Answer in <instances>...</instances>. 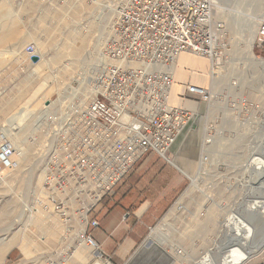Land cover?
<instances>
[{
	"label": "rangeland",
	"instance_id": "rangeland-1",
	"mask_svg": "<svg viewBox=\"0 0 264 264\" xmlns=\"http://www.w3.org/2000/svg\"><path fill=\"white\" fill-rule=\"evenodd\" d=\"M124 2L0 0V264H32L31 245L40 252L51 247V234L61 230L57 212L65 227V241L54 254L58 261L71 255L87 232L97 183L89 175L86 182L74 181L59 191L46 183L44 169L48 176L52 159L65 161V147L75 149L80 141L83 112L95 97L103 67L113 64L110 45ZM212 2L213 20L223 27V49L213 61L194 54L211 60L200 74L209 101L198 112L193 129L199 124V133L185 145L190 148L169 153L189 177L186 189L136 251L124 261L113 259L114 264H129L144 248L139 264H204L208 255L219 264L245 258L256 248L246 243L258 238L264 224V214L252 213L262 211L258 204L264 202V51L254 45L264 0ZM253 5L260 8L250 56L238 52L247 47L241 18ZM185 92L186 84L179 97ZM192 167L196 171L190 177ZM43 208L53 213L31 220ZM151 240L155 245L149 247ZM9 243L24 244L23 252L10 251ZM263 246L264 240L257 248ZM262 251L248 264H255Z\"/></svg>",
	"mask_w": 264,
	"mask_h": 264
},
{
	"label": "built area",
	"instance_id": "built-area-1",
	"mask_svg": "<svg viewBox=\"0 0 264 264\" xmlns=\"http://www.w3.org/2000/svg\"><path fill=\"white\" fill-rule=\"evenodd\" d=\"M212 7V0H125L109 55L145 67H112L99 77L98 94L83 112L80 141L75 149L65 147V161L54 157L48 165L49 186L66 191L71 182H86L91 175L105 194L146 153L170 158L173 144L194 117L191 109L169 103L172 68L183 52L212 60L221 54L223 27L214 22ZM254 45L264 51V17ZM155 64L165 69L154 71ZM209 96L203 86H186V99L208 100ZM90 225L97 227L99 221L94 219ZM85 239L96 244L90 235ZM100 260L114 264L109 258ZM255 264H264V255Z\"/></svg>",
	"mask_w": 264,
	"mask_h": 264
},
{
	"label": "crops",
	"instance_id": "crops-1",
	"mask_svg": "<svg viewBox=\"0 0 264 264\" xmlns=\"http://www.w3.org/2000/svg\"><path fill=\"white\" fill-rule=\"evenodd\" d=\"M210 61L206 60V58H198L192 53L183 52L179 55L172 68L174 82L171 87L169 103L194 111V120L182 130L171 151L173 148L177 149L181 147L185 154L187 147L188 149L190 148L185 145L194 140L199 133V124H197L198 128H193L195 123L199 122L198 112L204 110L205 102L198 103L185 97L180 98L178 94L182 91L185 84L186 86L188 84H196L204 87L206 79L202 80L200 74L203 70L208 71L211 65ZM142 66V63L135 62L133 65L128 66V68H142ZM176 66H179L181 71L175 70ZM162 69H165L162 65H154L152 67L154 71ZM182 156L184 157V155ZM7 158H11L10 155ZM195 171L196 168L192 167L189 171L187 170V173L191 177ZM187 178L189 177L185 174L184 170L171 157L165 158L155 151L146 153L111 191L105 194L102 193V197H96L98 201L95 208L89 214V223L88 215L87 217H83L84 222L81 232L84 234L88 223L85 236L90 235L95 240L98 252L95 250V247H88V249L83 247L85 244H82L84 236L80 235L79 240L81 243L76 246L74 252L68 257H64L61 262L58 261L59 258L54 256V254L56 248L65 241L63 234L65 227L58 220L57 212L54 214V217L59 223L61 230H58L56 227L55 236H53L51 234L53 226L48 229L53 245L40 252L33 245L26 244L27 247L29 245L32 247L30 253L36 255L31 259V263L91 264L100 254L101 259L109 258L115 261H124L130 254L136 251L146 239L152 227L163 218L179 196L185 191ZM51 204L53 203L49 202L48 204L50 208ZM49 212L50 214L53 213L50 210ZM32 217L37 216L32 215ZM94 219L99 221V226L93 227L90 225ZM34 225L39 228L41 227L37 224ZM23 246L24 244L12 246L9 250L11 251L14 247H18L23 252ZM146 253L147 248H144L129 264H139L140 258ZM50 260L52 261L50 262Z\"/></svg>",
	"mask_w": 264,
	"mask_h": 264
},
{
	"label": "bare ground",
	"instance_id": "bare-ground-1",
	"mask_svg": "<svg viewBox=\"0 0 264 264\" xmlns=\"http://www.w3.org/2000/svg\"><path fill=\"white\" fill-rule=\"evenodd\" d=\"M260 8V5H253L252 7H251V9H249V13H247L246 15H244L241 19H242V21H243V30H242V35H241V38H242V41L243 42H246V44H247V47H246V50H242V51H239L238 53L239 54H246V55H250V56H252L253 55V53H252V48H251V46H252V43H253V41H254V32H255V30H256V22H255V19H256V12L258 11V9ZM108 9H110V6L108 5L107 6V8L105 9L106 11L108 10ZM110 12L112 11V10H109ZM119 13H120V11H119ZM106 15V13H104L103 14V17H102V19H107V17L105 16ZM239 30V29H238ZM113 31V30H112ZM239 32V31H238ZM257 35V34H256ZM255 39H256V37H255ZM255 43V42H254ZM107 52H108V49H107ZM188 53V52H187ZM108 54V53H107ZM192 54H194V53H192ZM196 55V54H195ZM109 56V55H108ZM110 57V56H109ZM206 58H208V57H206ZM112 61H113V64L110 66V67H103V73L102 74H104V73H106V72H108L112 67H125V68H128V66H130V65H133V63H135V62H139V61H134V62H132V63H130V64H126V63H124L123 61H121V60H119V59H114V58H110ZM209 59H211L212 60V58H209ZM213 61V60H212ZM115 62V63H114ZM140 63V62H139ZM142 63V62H141ZM142 68H144L145 67V65L142 63ZM155 65H162V64H155ZM163 66V65H162ZM154 67V66H153ZM151 69H152V67H151ZM221 71V69L220 68H218V72L217 73H219ZM98 94V86H97V88H96V92H95V96ZM203 101H205V102H207V101H209V100H203ZM194 120V117L192 118V120L187 124V125H189V124H191L192 123V121ZM186 125V126H187ZM185 126V127H186ZM184 127V128H185ZM183 128V129H184ZM73 130V129H72ZM182 132V131H181ZM10 137H11V135H10ZM6 154V153H5ZM7 156V155H6ZM2 160L3 159H0V167H1V162H2ZM5 160L6 161H8L7 160V157H5ZM0 170H1V168H0ZM45 170V180H46V176H47V170H46V168L44 169ZM44 180V181H45ZM104 191H103V188L102 187H100V189H97L96 190V194H95V198H94V201H93V203H95V201H96V197L97 196H102L101 194L103 193ZM258 207L260 208V209H262V211H259V210H256V209H254V210H252V213L253 214H255V215H257V216H259L260 214H264V202H261V203H259L258 204ZM90 210V208H88L87 210H86V212H85V214H84V217H87V215H88V211ZM49 213L50 212H48V210L46 209V208H43V210L41 211V210H38L37 211V213H35V214H33V216H37V217H39V214H41V215H43L42 217H45L46 215H49ZM37 217H31V220H35ZM196 217V216H195ZM260 218V217H259ZM261 222H263L264 223V218H262V220H261ZM254 238V237H253ZM252 238V239H253ZM256 238V237H255ZM83 242L84 243H86V245H85V248H87L88 249V246H90V247H95V250L98 252V249L96 248V246H97V244H89L88 242H87V240L85 239V236L83 237ZM262 240H264V224H262L261 225V227H260V232L258 233V238H256V240L254 239V241L253 240H250L248 243H246V246L248 247V246H250V249H251V247L253 248V247H256L255 248V250H252L251 252H250V254H248L245 258H240V257H235V258H230V259H228L229 261H227L226 260V262L225 261H223L222 263L220 262L219 264H247V262L249 261V260H251L252 258H258V256L263 252L262 251V248L264 247H262L261 249L260 248H257V245H259V243L262 241ZM88 245V246H87ZM155 245V240H154V242H153V240H151L150 242H149V246L151 247V246H154ZM8 247L10 248L11 247V243H9L8 244V246H7V249H8ZM194 251H196V249H194ZM210 251V250H209ZM192 258H193V256H192ZM96 259H101V254H100V256L98 257V258H96ZM95 259V260H96ZM194 260H196L195 258H194ZM202 261L204 262V264H217L216 262H215V260L211 257V256H206L204 259H202Z\"/></svg>",
	"mask_w": 264,
	"mask_h": 264
},
{
	"label": "water",
	"instance_id": "water-1",
	"mask_svg": "<svg viewBox=\"0 0 264 264\" xmlns=\"http://www.w3.org/2000/svg\"><path fill=\"white\" fill-rule=\"evenodd\" d=\"M37 56H34V59H36ZM92 264H103V262L100 259H96L92 262Z\"/></svg>",
	"mask_w": 264,
	"mask_h": 264
}]
</instances>
